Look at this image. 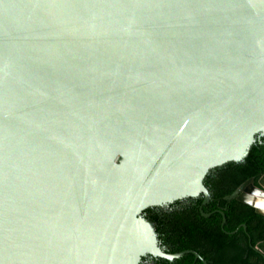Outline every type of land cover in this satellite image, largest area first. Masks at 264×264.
Here are the masks:
<instances>
[{"label": "water", "instance_id": "water-1", "mask_svg": "<svg viewBox=\"0 0 264 264\" xmlns=\"http://www.w3.org/2000/svg\"><path fill=\"white\" fill-rule=\"evenodd\" d=\"M260 136L264 0H0V264H206L143 211ZM238 190L264 214V173Z\"/></svg>", "mask_w": 264, "mask_h": 264}, {"label": "trees", "instance_id": "trees-1", "mask_svg": "<svg viewBox=\"0 0 264 264\" xmlns=\"http://www.w3.org/2000/svg\"><path fill=\"white\" fill-rule=\"evenodd\" d=\"M216 173L221 174L219 181L226 180L229 182L228 189L217 191L212 186L210 180ZM263 173L264 136H261L260 138H256L247 154L240 161H230L210 169L203 183L212 197H221L232 192L248 178H253L256 183ZM231 203L241 206L240 219L236 223L225 225L223 228L220 226V223H216V228L207 234L211 245L215 246L224 255L219 264H264V214L256 213L251 206L240 204L236 200H232ZM165 209L166 211H164ZM182 212H172L169 207L164 206L149 207L143 211L145 218L152 223L160 245L162 246L166 242H170L177 246L171 251H166L176 252L184 249H193L202 254L197 247L200 246L205 232L203 231V234L196 233L193 225H189L190 228L185 229V225L190 223V219L188 214ZM217 216L220 221L221 215L218 214ZM237 223H245L246 229L240 227L236 233H227L236 229ZM178 224L183 225L185 227L184 230H180L177 227ZM177 242L179 245H176ZM204 259L207 260L208 258L205 256ZM149 262H153V264H169L163 258L149 255L142 257L139 264H149ZM171 264L203 263L195 259L193 254L188 253L175 258Z\"/></svg>", "mask_w": 264, "mask_h": 264}, {"label": "flooded vegetation", "instance_id": "flooded-vegetation-1", "mask_svg": "<svg viewBox=\"0 0 264 264\" xmlns=\"http://www.w3.org/2000/svg\"><path fill=\"white\" fill-rule=\"evenodd\" d=\"M260 137H257V138H260ZM220 177H221V174L216 173L212 177V179L210 180V183L212 184V186H214L216 188L217 191L222 190V189H228L229 182H227L226 180L219 181ZM245 181H243V182H245ZM239 186L236 187L229 194L221 196V197H214V196L212 197L210 195V199L206 203H203V197L199 195L196 197H187V198H184L181 200H177L178 202L175 201L173 203L163 205L164 207H169V209L172 210V212H182L183 211L189 215L190 223L185 225L186 228L183 225L178 224L177 227L180 230H184V228L185 229L190 228L189 225H193L195 227L194 230L196 233L203 234L205 232V236L203 237L200 246L197 247L198 250L202 254H199L197 251L196 252L200 256H202V257L204 256L203 259L205 258V256L208 258L207 260L204 259L206 264H219V262L222 261V257L224 256L222 254V252L220 253L215 248V246L211 245V243L209 242V238L207 237V234L216 228V226H215L216 223H220V226L223 228L225 225H228L229 223H232V224L236 223L237 220L240 219L239 215L242 211L241 206L239 204H235V203L232 204L231 203V201L235 200V199H228L227 198L229 195L238 192ZM187 199H191V200H187ZM238 203L241 204V202H238ZM160 207H162V206H160ZM164 211H166V209ZM220 211H222L224 213V217L220 214ZM203 214H207V216H204ZM218 214L221 215L220 221L218 220V218H219L217 216ZM243 224L245 225V223H237L236 228L239 229L240 227H243L242 226ZM243 228L246 229V225ZM176 245H179V243L177 242ZM161 247L164 250L171 251L174 248H176L177 246L171 244L170 242H166ZM184 250H186V249H184ZM189 250H193V249H189ZM176 252H178V251H176ZM226 258H228V257H226ZM195 259H198L199 261L202 262V260H200L199 258H195ZM173 260H171V261L167 260V261L169 262V264H171ZM263 260H264V257H263ZM149 264H153V262H149Z\"/></svg>", "mask_w": 264, "mask_h": 264}]
</instances>
